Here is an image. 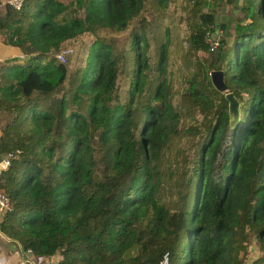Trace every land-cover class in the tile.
I'll use <instances>...</instances> for the list:
<instances>
[{
	"label": "trees",
	"instance_id": "obj_1",
	"mask_svg": "<svg viewBox=\"0 0 264 264\" xmlns=\"http://www.w3.org/2000/svg\"><path fill=\"white\" fill-rule=\"evenodd\" d=\"M231 5L4 1L0 233L58 264H264V0Z\"/></svg>",
	"mask_w": 264,
	"mask_h": 264
},
{
	"label": "water",
	"instance_id": "obj_2",
	"mask_svg": "<svg viewBox=\"0 0 264 264\" xmlns=\"http://www.w3.org/2000/svg\"><path fill=\"white\" fill-rule=\"evenodd\" d=\"M242 0H232V9L231 11L233 13H236L237 10L241 7ZM226 18L227 13L225 12V6L221 5L219 10L214 13L213 15V30L210 33V38L212 40H217L218 36L220 34H225L226 36H229L231 33L230 31L225 27L226 25ZM239 17L235 16V20H238ZM221 44L217 46V49L215 51H209L208 57L211 59L212 56L220 58L223 55V52L221 49ZM209 78L211 81V84L221 92H224V97L227 100V113L229 116V126L232 127L235 125V123L238 120L239 116V102L236 100V98L231 94V92L227 91L226 85L223 81V73L221 69H212L209 71Z\"/></svg>",
	"mask_w": 264,
	"mask_h": 264
},
{
	"label": "crops",
	"instance_id": "obj_3",
	"mask_svg": "<svg viewBox=\"0 0 264 264\" xmlns=\"http://www.w3.org/2000/svg\"><path fill=\"white\" fill-rule=\"evenodd\" d=\"M4 1L0 0V10L2 9ZM19 53L18 50L4 46L0 41V63L13 60L14 58L18 61ZM59 258L58 254L32 256L28 258L27 253L22 251L16 242L0 233V264H50L51 261L58 262Z\"/></svg>",
	"mask_w": 264,
	"mask_h": 264
},
{
	"label": "built area",
	"instance_id": "obj_4",
	"mask_svg": "<svg viewBox=\"0 0 264 264\" xmlns=\"http://www.w3.org/2000/svg\"><path fill=\"white\" fill-rule=\"evenodd\" d=\"M23 1L24 0H5V2L10 4L14 8H19L23 3ZM207 42H208V50L214 51L216 49L217 41L212 40L209 35V37L207 38ZM18 57L19 58L22 57V59L25 58V56L22 53H19ZM56 58L58 60H63V56L61 53L56 54ZM7 165H8V156H4L0 158V172ZM7 203H8L7 196L5 195V193L0 191V211L7 206ZM25 252L27 253L28 258L34 256L29 250H26ZM50 264H58V263L57 261H51Z\"/></svg>",
	"mask_w": 264,
	"mask_h": 264
},
{
	"label": "rangeland",
	"instance_id": "obj_5",
	"mask_svg": "<svg viewBox=\"0 0 264 264\" xmlns=\"http://www.w3.org/2000/svg\"><path fill=\"white\" fill-rule=\"evenodd\" d=\"M203 53H204V52H203ZM24 59H25V58L22 59V57H21V58H18V61L21 62V61H24ZM252 245H254V244L252 243ZM255 253H256V251L253 249V247L250 246V247H249V252H248V254H247L248 258L251 257V256H253ZM246 262H247V258H246V260H245V263H246Z\"/></svg>",
	"mask_w": 264,
	"mask_h": 264
},
{
	"label": "clouds",
	"instance_id": "obj_6",
	"mask_svg": "<svg viewBox=\"0 0 264 264\" xmlns=\"http://www.w3.org/2000/svg\"><path fill=\"white\" fill-rule=\"evenodd\" d=\"M216 41H217V40H216ZM215 50H216V49H215ZM215 50H214V51H215Z\"/></svg>",
	"mask_w": 264,
	"mask_h": 264
}]
</instances>
